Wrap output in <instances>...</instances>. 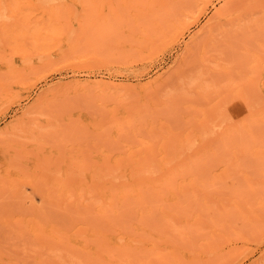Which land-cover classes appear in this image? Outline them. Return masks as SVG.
Returning a JSON list of instances; mask_svg holds the SVG:
<instances>
[{
    "label": "rangeland",
    "instance_id": "obj_1",
    "mask_svg": "<svg viewBox=\"0 0 264 264\" xmlns=\"http://www.w3.org/2000/svg\"><path fill=\"white\" fill-rule=\"evenodd\" d=\"M14 1L22 3L18 15L1 14L0 28L14 21L13 27L27 31L26 47L34 49L42 67L0 110V264H109L102 250H111L110 238L121 236L134 246L125 248L123 264H264L263 228L252 236L238 220L235 234L233 227L220 234L204 223L216 210L211 206L264 194V121L252 126L263 156L212 158L231 141L223 133L264 96V0H205L198 20L178 40L152 52L142 47L146 32L133 11L150 18L151 6L167 18L193 10L201 0L5 3ZM220 6L227 15L212 33L202 34L208 37L205 45L187 49ZM149 18H141L146 31ZM38 30L57 33L45 41ZM4 31L0 59L7 53ZM83 80L123 85L111 95ZM231 147L244 146L239 141ZM92 158H197L202 160L197 166L189 164L193 159L187 164L201 171L194 189L199 195L167 192L166 198L180 199L177 204L169 199L173 207H144L141 221L132 209L111 224H96V214L75 194L89 180ZM86 226L98 231L92 240L102 245L98 254L58 233Z\"/></svg>",
    "mask_w": 264,
    "mask_h": 264
},
{
    "label": "bare ground",
    "instance_id": "obj_2",
    "mask_svg": "<svg viewBox=\"0 0 264 264\" xmlns=\"http://www.w3.org/2000/svg\"><path fill=\"white\" fill-rule=\"evenodd\" d=\"M5 1L7 0H0V16L3 14H6L8 18L17 16L19 13L17 8L20 7L22 3L19 2L17 5L16 1L10 3H5ZM125 1L127 2V0H124L123 2ZM128 2L131 4L133 1L131 2V0H128ZM205 7L206 1L201 0V2L195 3L193 10L187 11V13L183 15L169 16L167 18H164L163 14L158 8L152 9L151 6L149 9L151 11L154 10V12L151 13L153 14V17L150 13L148 14V12L144 11L147 13V16H150V18L146 17L145 14L143 16V12H140L142 14L141 15L137 12L134 13L133 11L132 15L136 18L134 21H138L136 22L138 25L141 23L139 26L141 27L142 31L146 32L144 34L145 36L143 37L144 43L142 46L145 48L144 51L152 52L158 47H161L166 42L178 40L179 37L188 29L189 25L196 19L198 20L197 17L205 9ZM7 8L10 10H7ZM138 10L140 9H137V11ZM198 10L199 13L195 14ZM157 11H159V14ZM214 12L215 13L211 18H209L207 23L204 26L202 25L203 27L201 28L200 32L190 37V42H187L186 44L187 49H191L193 46H197L198 44L205 45L206 41H208V37L202 36V34L205 32L212 33V31L219 24H221L219 22H222L224 17L227 15L224 6L218 7V9ZM140 17L142 19L143 17L144 19L149 18L150 21H152V25L150 23V27L147 28V31L146 27H143ZM138 19H140V21ZM4 23L6 26L4 28H0V34L5 30L4 32H6L8 36V46L6 50L7 53H5L4 57L0 59V62H2L0 64V68H4L2 71H0V110H2L4 106L6 107L8 103L10 104L16 100L23 89H27L30 81L36 77L37 72H39L42 67L41 62L34 55V49L26 47L25 36L27 31L21 30L19 27H13L15 26L14 21H5ZM37 33L39 39L48 41L49 39L53 38V33H57V31L46 33L38 30ZM85 83L94 85L99 90L107 91L111 95L116 94L123 85L104 80H86ZM247 112L248 115L243 119H239V122L235 127L223 133V135L229 138L231 141L229 143H225L222 147L220 146L221 149L219 151H213L212 158H249L252 154H256L257 157L263 156L261 155L262 149L258 146V143L256 144L253 142L252 126L255 122L256 124H259L260 122L264 121V96L261 97L259 102H257V105L251 104V106L248 107ZM239 141H241L244 146L242 149L231 147L234 143L236 144ZM191 159L195 160V158H92L93 164L90 165L91 170L89 174V180L83 183V185L76 190L75 194L77 195V198H79L82 206H84L86 209L92 210V212H94L96 216L99 217L97 218L93 215L97 219L95 220L96 224H111L112 221L116 219V217H123L124 214L129 213V211L132 209L137 212L136 216L138 221H141L143 215H145L141 212L144 207H147L148 209L158 207V209L161 208L162 211V208H166L167 205L173 207L174 204H177L180 199L178 198V202L174 201L176 197H174L172 194H175V191L178 192L186 190L187 193L188 191L190 192L188 195H191V193L192 195L193 193H196V195H193L195 197L199 195V189L197 191L195 190V192L194 189L199 187L198 183L200 182V176L202 178L201 173H199L201 171L196 172V170H193L190 163L192 162V164H196V161L198 162L202 160H197L196 158V160L193 162ZM188 161L191 167L187 164ZM197 165L198 163L196 166ZM202 183L203 182H201V185L204 187L207 185ZM201 191H203V189ZM167 192H173L171 194V196L174 198L173 200L168 197L170 194L167 196L168 198L164 196V194ZM157 193H160V195L162 194L163 196L156 198L158 196ZM251 193L250 195H252V197L249 196V198L245 199L244 201L235 199L229 204V207L221 205L220 208H215V206L212 208L211 205L213 204L206 200L211 206V209L216 210L215 212L213 211V216H209L208 213L206 218L203 217L205 219L204 223L207 220V222L210 223L207 224L213 226V233H220L223 228L233 227L232 232L235 234L238 229H236L234 224L238 220H241L243 224L242 228L244 230L247 229V232H249V234L252 236L254 231L256 232L259 230L262 232L260 229H264V223L262 224L264 221V215H262L264 213V194L262 193L263 195L257 196L254 195V192ZM155 194H157V196H155ZM169 199L174 201V204L172 203L173 205L169 203ZM190 199L192 200V198ZM185 212H187V210ZM205 215L206 213L200 216L202 217ZM260 221L261 224L258 223ZM195 222L196 220H193V223ZM197 222L195 224H198ZM184 223L187 224V222ZM188 226L189 225L187 224V227ZM136 228L142 229V227L139 226V223L136 224ZM197 229L200 230V227L196 229L191 228V230ZM225 230L230 231V229ZM65 231L67 230H60L58 233L61 234L64 232L62 236L68 238L70 243L75 247L80 248L81 250L90 251L94 254L101 252L102 245L92 243V240L98 234V231L95 228L86 226L80 227L79 229L72 232ZM257 234L258 232H256L255 235ZM237 235L240 236V233ZM123 238L124 237L122 236L119 239L111 237L110 240L112 242V249L102 250L104 253L102 254L104 259H107L108 261L112 259V263L109 261V264H123V262H125V258L123 259L121 257L125 252V248L132 249L134 247L132 239L129 241H122ZM154 245L155 244L153 242L152 246ZM103 247H105L104 244ZM152 248L153 247H151V249ZM263 253L264 252L261 254L262 256L264 255ZM115 260L117 261L115 262ZM98 262H104L100 256L98 258Z\"/></svg>",
    "mask_w": 264,
    "mask_h": 264
}]
</instances>
